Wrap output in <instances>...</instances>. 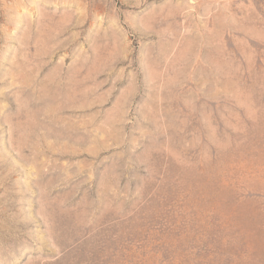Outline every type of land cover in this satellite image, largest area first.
<instances>
[{
  "label": "rangeland",
  "instance_id": "374dc122",
  "mask_svg": "<svg viewBox=\"0 0 264 264\" xmlns=\"http://www.w3.org/2000/svg\"><path fill=\"white\" fill-rule=\"evenodd\" d=\"M0 264H264V0H0Z\"/></svg>",
  "mask_w": 264,
  "mask_h": 264
}]
</instances>
